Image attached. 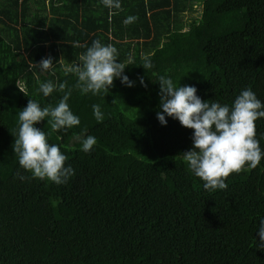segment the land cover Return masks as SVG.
Wrapping results in <instances>:
<instances>
[{
    "label": "trees",
    "instance_id": "obj_1",
    "mask_svg": "<svg viewBox=\"0 0 264 264\" xmlns=\"http://www.w3.org/2000/svg\"><path fill=\"white\" fill-rule=\"evenodd\" d=\"M118 3L0 0V264H264V159L206 191L183 160L193 130L156 118L162 75L195 85L202 101L231 105L249 88L264 101V0ZM93 40L117 49L133 87L114 79L106 95L81 93L77 69ZM49 81L64 91L45 97ZM65 92L80 124H36L75 171L56 185L31 178L12 146L28 100L54 108ZM254 123L264 150V118ZM87 135L96 144L85 153L77 137Z\"/></svg>",
    "mask_w": 264,
    "mask_h": 264
},
{
    "label": "clouds",
    "instance_id": "obj_2",
    "mask_svg": "<svg viewBox=\"0 0 264 264\" xmlns=\"http://www.w3.org/2000/svg\"><path fill=\"white\" fill-rule=\"evenodd\" d=\"M108 8H118V0H103ZM133 17L125 19L131 23ZM82 68L77 69L78 83L82 94L106 95L113 86L114 79L126 87H133L135 82L124 74L126 65L119 61L117 49L93 40L91 47L81 57ZM41 71L51 68V57L42 58L38 63ZM146 70L152 67L150 60L144 58L142 64ZM141 86H145L143 77H139ZM159 109L156 118L162 126L167 124L166 116L178 120L180 125L192 129L189 150L183 152V160L188 169L203 181L206 191L227 188L226 178L231 173L242 169H254L264 159V150L256 139L255 121L264 118V101L257 98L249 88L244 89L231 105L221 104L215 100H203L197 95L195 85L174 84L167 76H160ZM65 84L58 89L52 82L42 83L39 91L48 97L54 91H64ZM26 95V94H25ZM70 92H65L54 108L44 107L29 99L26 106L18 113L19 129L12 146L18 155L19 166L31 173V178L47 180L56 185L65 184L75 174L71 165L65 166L67 157L58 145L50 144L47 135L36 124L49 118L52 131L67 130L80 124L67 101ZM93 116L102 122L104 114L99 105L92 106ZM81 150L88 153L96 144L91 135L77 137ZM19 175V174H18ZM21 180L25 177L19 175ZM256 243L264 248V216L259 218L256 231Z\"/></svg>",
    "mask_w": 264,
    "mask_h": 264
}]
</instances>
